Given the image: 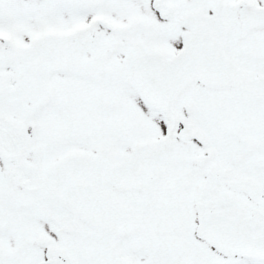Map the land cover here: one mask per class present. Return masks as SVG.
<instances>
[{"label":"snow or ice","instance_id":"6c2138e0","mask_svg":"<svg viewBox=\"0 0 264 264\" xmlns=\"http://www.w3.org/2000/svg\"><path fill=\"white\" fill-rule=\"evenodd\" d=\"M0 264H264V0H0Z\"/></svg>","mask_w":264,"mask_h":264}]
</instances>
